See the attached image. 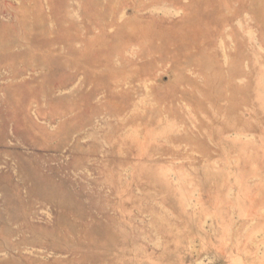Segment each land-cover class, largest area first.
Masks as SVG:
<instances>
[{
	"label": "rangeland",
	"instance_id": "rangeland-1",
	"mask_svg": "<svg viewBox=\"0 0 264 264\" xmlns=\"http://www.w3.org/2000/svg\"><path fill=\"white\" fill-rule=\"evenodd\" d=\"M0 264H264V0H0Z\"/></svg>",
	"mask_w": 264,
	"mask_h": 264
}]
</instances>
